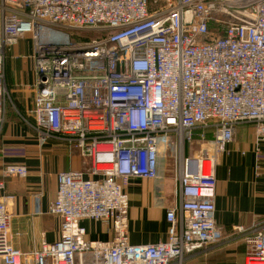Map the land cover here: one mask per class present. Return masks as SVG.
Segmentation results:
<instances>
[{"label":"built area","instance_id":"2783aa9c","mask_svg":"<svg viewBox=\"0 0 264 264\" xmlns=\"http://www.w3.org/2000/svg\"><path fill=\"white\" fill-rule=\"evenodd\" d=\"M46 27L99 35L46 40ZM23 35L34 43L31 124L42 143L69 142L88 166L59 172L50 212L62 218L60 237L36 251L13 245V196L3 195L0 259L183 264L189 252L221 242L218 157L238 124H256L264 139V0H0V134L5 58ZM164 148L175 158L178 199L166 213L168 238L132 244L126 186L131 176L157 177ZM28 172L4 168L5 176ZM83 218L109 224L112 239L87 240ZM234 233L247 234L245 264H264V226Z\"/></svg>","mask_w":264,"mask_h":264},{"label":"crops","instance_id":"0c3cea01","mask_svg":"<svg viewBox=\"0 0 264 264\" xmlns=\"http://www.w3.org/2000/svg\"><path fill=\"white\" fill-rule=\"evenodd\" d=\"M4 71L10 100L7 102V97L5 101L0 134V180L6 186L0 190V200L6 194L13 196L10 230L13 245L24 252H33L40 249L42 242H54L60 237L62 218L50 212L57 195L59 172L85 169L86 160L69 142L40 141L31 124L35 64L21 39L9 49ZM209 134L212 139V133ZM209 146L213 148L211 141ZM168 149L160 151L157 177L131 176L126 186L132 244L168 238L166 213L178 200L175 163L168 164ZM189 151L198 153V148L191 147ZM8 164L26 165L28 175L5 176L4 168ZM215 203L222 241L189 252L183 264H245L247 234H235L234 227L264 226V139L256 124H238L233 140L218 157ZM80 224L86 228L87 240L109 241L113 237L107 223L83 218ZM27 262L23 260L22 264ZM0 264H5L2 259Z\"/></svg>","mask_w":264,"mask_h":264},{"label":"rangeland","instance_id":"374dc122","mask_svg":"<svg viewBox=\"0 0 264 264\" xmlns=\"http://www.w3.org/2000/svg\"><path fill=\"white\" fill-rule=\"evenodd\" d=\"M67 35L70 36V39H77L79 37H89V38L97 37L99 34L96 32H92V31H82V30L68 29V28H64V27H53V28H50V27L47 28L46 27L45 29L43 28L41 31L42 38L46 39V40L49 38V39H55L58 41H65L67 39ZM21 40L24 43H26L28 57H29V59L32 60L31 55H32V52L34 49V43L32 41V38L30 36L23 35L21 37ZM8 51H7V53H8ZM5 63H6V58H5ZM4 66H5V64H4ZM4 76H5V71H4ZM6 94H7L6 96L8 97V94H9L8 89H7ZM8 100H10V97L7 98V102H8ZM198 145H199V140L196 138L194 140V142L191 144V146L196 150L198 148ZM188 153H190V151ZM166 159H167L168 164H170V165L172 163H175V158L173 156L171 157L170 151L168 152ZM165 161L162 160L163 163ZM87 166L88 165L85 164L84 168H86Z\"/></svg>","mask_w":264,"mask_h":264},{"label":"trees","instance_id":"16d2710c","mask_svg":"<svg viewBox=\"0 0 264 264\" xmlns=\"http://www.w3.org/2000/svg\"><path fill=\"white\" fill-rule=\"evenodd\" d=\"M209 138H210V134H209Z\"/></svg>","mask_w":264,"mask_h":264}]
</instances>
